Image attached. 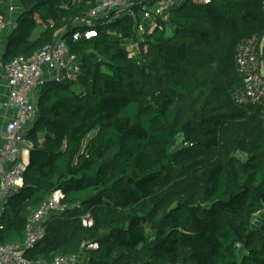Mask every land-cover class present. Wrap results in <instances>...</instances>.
<instances>
[{"label":"trees","instance_id":"obj_1","mask_svg":"<svg viewBox=\"0 0 264 264\" xmlns=\"http://www.w3.org/2000/svg\"><path fill=\"white\" fill-rule=\"evenodd\" d=\"M17 1L3 64L57 37L80 64L75 80L38 86L29 163L0 219V243H22L28 216L60 190L65 210L25 252L30 262L264 264V216L253 225L264 212L260 108L231 98L243 82L236 45L264 36L262 0H187L143 35L135 55L122 41L136 40L140 6L135 18L83 26L96 0ZM90 29L95 36L73 40Z\"/></svg>","mask_w":264,"mask_h":264},{"label":"built area","instance_id":"obj_2","mask_svg":"<svg viewBox=\"0 0 264 264\" xmlns=\"http://www.w3.org/2000/svg\"><path fill=\"white\" fill-rule=\"evenodd\" d=\"M3 1L0 0V3ZM184 1L96 0L94 5L86 10L85 16L79 24L90 26L103 18L108 22L123 16L135 18L134 6H140L137 13L139 20L133 28L136 40L124 39L122 41L124 49L135 55L138 53L140 43L144 41L143 35L150 32L159 23L167 22L169 12ZM194 1L200 4L210 2V0ZM18 5L14 6L15 10H20L21 7ZM261 8L264 12V0H262ZM9 10L12 11L13 7L10 6ZM14 26V22L4 15H0V36L4 31L11 32ZM95 34V31L90 29L84 33L75 32L72 38L74 41L83 36L89 39ZM260 52L261 49L255 36L245 38L236 45L234 63L243 82L239 88L232 91L231 98L237 105L259 106L264 129V70L259 57ZM79 64L80 59L69 54L66 43L58 37L53 44L43 47L31 57H18L6 65L1 60L0 49V81L8 91L5 106L13 112L5 122L0 134L2 142L0 145V219L7 205L8 197L22 188L23 173L29 163L30 143L26 138V131L31 128L36 117L37 101L31 93L42 76L75 80L79 74ZM62 199V192L55 190L48 194L41 205L31 212L25 224V238L22 243H0V264H46L42 261L30 262L24 257V254L43 237L46 221L65 210V207L61 205ZM80 218L83 226H92L93 221L89 214H84ZM95 247L96 244L88 245V248ZM80 260V257L77 256H59L50 264H76Z\"/></svg>","mask_w":264,"mask_h":264},{"label":"crops","instance_id":"obj_3","mask_svg":"<svg viewBox=\"0 0 264 264\" xmlns=\"http://www.w3.org/2000/svg\"><path fill=\"white\" fill-rule=\"evenodd\" d=\"M18 4H19V2L17 0H7V3L4 6V16L6 18H8L9 20H11L12 22H14V23L16 22V19L18 18V16L21 14V8H20V10H15V8H14V6H16ZM10 6L13 7V10L12 11L9 10V7ZM9 33L8 32H2L1 33V36H0V49L1 50H3V47H4L3 45L5 44L6 37H7V35ZM55 78H57V77L42 76L38 80V84H37L36 88L34 89L33 93H31V95H33V97L37 99L38 98V95H39L38 86L43 81H45L46 79H55ZM7 92L8 91H7L6 86H4L3 82L0 81V134H1V131H2V128H3L4 124H5V122L9 119V117L13 113L10 108H7L5 106ZM1 143L2 142H1V139H0V145H1Z\"/></svg>","mask_w":264,"mask_h":264},{"label":"rangeland","instance_id":"obj_4","mask_svg":"<svg viewBox=\"0 0 264 264\" xmlns=\"http://www.w3.org/2000/svg\"><path fill=\"white\" fill-rule=\"evenodd\" d=\"M140 13H141V11H140ZM41 30H42V27L37 26L35 32L33 33V37L37 36L40 33ZM4 32H6V31H4ZM259 47L261 49V52H260V54H261L262 51L264 52V36L262 38L261 43L259 44ZM262 66H263V70H264V64L263 63H262ZM263 216H264V212H261L260 214L256 215L254 217V219H253V225L254 226H259L261 224V220H262Z\"/></svg>","mask_w":264,"mask_h":264},{"label":"water","instance_id":"obj_5","mask_svg":"<svg viewBox=\"0 0 264 264\" xmlns=\"http://www.w3.org/2000/svg\"><path fill=\"white\" fill-rule=\"evenodd\" d=\"M185 1H187V0H185ZM184 1V2H185ZM33 125V124H32ZM32 125H31V127H32ZM16 193H14V194H12V195H10L9 197H8V200H7V203H8V201L10 200V198H12V196H14Z\"/></svg>","mask_w":264,"mask_h":264}]
</instances>
